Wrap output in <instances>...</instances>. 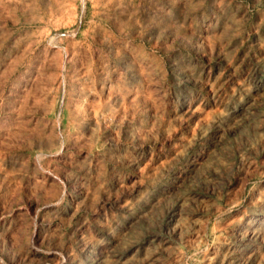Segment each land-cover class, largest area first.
Masks as SVG:
<instances>
[{
	"label": "rangeland",
	"instance_id": "1",
	"mask_svg": "<svg viewBox=\"0 0 264 264\" xmlns=\"http://www.w3.org/2000/svg\"><path fill=\"white\" fill-rule=\"evenodd\" d=\"M0 264H264V0H0Z\"/></svg>",
	"mask_w": 264,
	"mask_h": 264
}]
</instances>
